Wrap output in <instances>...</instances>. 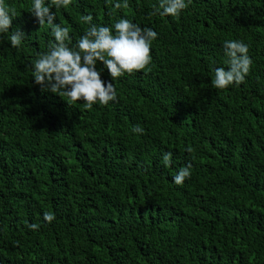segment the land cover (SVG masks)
Wrapping results in <instances>:
<instances>
[{
  "label": "trees",
  "instance_id": "16d2710c",
  "mask_svg": "<svg viewBox=\"0 0 264 264\" xmlns=\"http://www.w3.org/2000/svg\"><path fill=\"white\" fill-rule=\"evenodd\" d=\"M118 2L45 0L73 49L86 15L157 33L143 70L112 80L96 62L117 98L86 109L35 83L51 27L33 0H4L15 16L0 33V264H264V0H185L175 17L160 0ZM226 40L246 43L252 65L218 89Z\"/></svg>",
  "mask_w": 264,
  "mask_h": 264
},
{
  "label": "clouds",
  "instance_id": "9594fccd",
  "mask_svg": "<svg viewBox=\"0 0 264 264\" xmlns=\"http://www.w3.org/2000/svg\"><path fill=\"white\" fill-rule=\"evenodd\" d=\"M51 5L59 8L67 7L71 0H50ZM127 0L123 4L116 3L115 8L127 7ZM187 7L185 0H160L159 9L161 15L178 16ZM157 9V10H159ZM30 12L40 25L47 23L51 27L55 42H50L46 52L38 54V58L32 62V76L36 84L42 86V90L56 93L61 97H67L75 103L83 100L86 109L93 104L107 105L117 98L113 83H105L96 69L97 61L103 62L108 72L115 80L125 73L133 74L134 71L143 70L151 63V42L157 37V33L151 28H141L128 19H119L111 27L91 24L92 16H82L83 22L91 26L77 41L75 49L70 48L65 41L70 39L69 29L55 24L54 13L46 6L45 0H33ZM15 10L10 9L0 0V33H7ZM114 28V32H113ZM24 33L15 30L9 36L12 47H19ZM224 52L228 57L227 70L224 67L214 69L212 84L215 88L224 89L233 83L240 84L250 71L252 60L248 55V45L238 40H226ZM134 133H143L144 129L134 126ZM191 152L192 149H186ZM171 152L163 154L164 164H171ZM191 164L181 168L173 177L177 185L183 184L190 177ZM44 219L51 222L54 215L45 213ZM36 229V224L29 225Z\"/></svg>",
  "mask_w": 264,
  "mask_h": 264
}]
</instances>
